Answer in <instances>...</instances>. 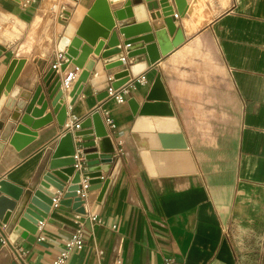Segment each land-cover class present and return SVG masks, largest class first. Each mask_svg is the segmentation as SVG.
Masks as SVG:
<instances>
[{
    "label": "crops",
    "instance_id": "1",
    "mask_svg": "<svg viewBox=\"0 0 264 264\" xmlns=\"http://www.w3.org/2000/svg\"><path fill=\"white\" fill-rule=\"evenodd\" d=\"M93 1L57 0L52 10L43 9L47 0H0V80L14 58L23 59L13 85L34 89L57 57V42L68 22L79 24ZM123 1L109 0L110 9ZM142 4L159 59L130 78L124 101L97 99L108 81L91 84L95 70L72 104L69 90L63 95L65 122L81 121L94 110L104 120L108 112L112 120L106 127L115 152L109 171L101 172L102 181H108L105 190L101 195L99 188L86 190L88 177L81 176L83 214L60 204L62 195L56 193L46 217L37 221L33 242L17 223L27 191L4 224L8 241H0V264L13 261L11 245L24 249L21 264H52L77 229L83 245L70 251L65 264H162L166 258L237 264L236 237L264 229V0H186L188 9L175 17L173 34L158 10L152 19L144 0ZM170 4L176 13L172 0ZM42 18L48 20L39 25ZM134 21L133 16L117 23ZM119 48L127 67L135 57L126 56L125 46ZM97 58L93 52L87 56ZM122 70H105L107 80ZM58 72L62 81L69 73L77 77L80 69L69 62ZM156 77L172 116L161 115V109L142 115L162 120L154 129L142 130L155 142L143 152L170 156L162 169L167 174L151 176L131 136L135 115L128 100L141 105ZM51 112L49 105L43 114ZM9 114L0 108V180L28 189L67 130L52 115L29 143L15 149L9 143ZM70 132L79 159L82 135ZM160 134H180L186 147L180 148L177 138L164 148ZM95 149L99 153L97 145ZM182 151L188 156L182 157ZM190 162L195 171L181 173ZM48 190L56 192L52 185Z\"/></svg>",
    "mask_w": 264,
    "mask_h": 264
},
{
    "label": "water",
    "instance_id": "2",
    "mask_svg": "<svg viewBox=\"0 0 264 264\" xmlns=\"http://www.w3.org/2000/svg\"><path fill=\"white\" fill-rule=\"evenodd\" d=\"M176 14L183 15L188 7L186 0H172ZM113 2V1H112ZM150 16L154 19L157 12L161 13L169 34L175 31V16L170 0H144ZM135 17L131 23L118 24L127 17ZM141 34V36H137ZM121 36V38L119 37ZM99 38L103 40H98ZM119 45L125 46L126 56L135 57L132 64L127 67L123 64V55ZM57 51L66 59L59 70H64L69 62H72L80 69L72 88L68 95L71 97L70 104L76 99L77 95L83 89L92 71L97 72L95 78L89 82L96 84L102 81H108L112 89H118L124 85L130 78L137 77L144 71L148 64H153L159 59L157 51V42L155 33L151 31L150 26L144 15V6L142 0H124L120 8L110 9L109 0H94L83 16L79 24L69 21L63 30L57 42ZM97 55V59H87L90 53ZM147 56V58L144 57ZM23 59L14 58L4 75L0 80V108L5 106L10 110L9 118L12 122V133L9 137V143L15 149H20L29 143L36 135L38 128L43 127L52 120L55 115L60 126L64 125L66 116L63 115V95L64 90L61 88V77L57 70L50 68L43 78V81L31 90H23L18 85H13L14 80L19 73ZM120 66L123 70L113 75V80H107L105 70L111 67ZM161 84L159 77L154 80L150 91L145 96L141 105L129 99L135 120L131 129V136L135 146L140 150L144 159L149 175L167 174L162 169L168 154L155 153L150 154L146 151L155 145L154 137L142 134L144 128L149 130L157 127V123L162 120L157 118H144L142 115L146 112L161 109L164 113L161 115L171 118L172 112L167 103V97L160 92ZM9 93V94H8ZM107 88H104L97 95V99L107 98ZM158 97V98H155ZM153 99L157 102H151ZM38 105V107H35ZM52 107V112L43 114L47 106ZM40 117V118H38ZM147 130V129H146ZM174 132L178 133L175 128ZM75 136L82 135L79 147L81 155L75 152L71 132L67 131L60 136L57 144L46 160L37 182L30 188H19L5 179L0 180V223L5 224L7 219L17 210L25 193L27 196L22 207L19 209L17 223L24 228L28 234V240L35 241L37 230V221H42L50 210L53 199L60 193L59 203L72 208L80 214H83V184L81 176L88 177L86 190L100 189V195L105 190L108 183L105 178L101 179V172L107 173L110 169L115 147L104 120L98 110H94L79 121L78 128L73 130ZM90 134V136H86ZM95 137L98 140L95 141ZM159 138L163 147L171 145L173 139L179 138V147L185 148V142L181 139L180 134L168 136L160 134ZM98 147L95 149V146ZM182 157L188 156L187 152H179ZM156 165V171L152 170V161ZM195 171L193 164L190 162L182 167L181 173H192ZM52 185L56 192L48 190ZM8 209V212H6ZM11 264H17L12 261Z\"/></svg>",
    "mask_w": 264,
    "mask_h": 264
},
{
    "label": "built area",
    "instance_id": "3",
    "mask_svg": "<svg viewBox=\"0 0 264 264\" xmlns=\"http://www.w3.org/2000/svg\"><path fill=\"white\" fill-rule=\"evenodd\" d=\"M54 8H55V6H51L52 10ZM174 16L177 17V14L174 13ZM64 61H66V59L63 57V55L58 53L57 57L55 58V60L51 64V68L58 71L60 69V65ZM75 76L76 75L69 73L68 76H66L61 81V88L64 91L70 90L72 88L73 81L76 79ZM129 83L130 82L128 81L124 85L120 86L118 89H112L108 83V85H107V92H108L107 97H112L115 100V102H117V103L123 102L125 99V95H127L129 92V88H130ZM104 114H105V120L103 119L104 123L109 125V126H112L113 123H112V120H111L108 112L105 111ZM64 124H65V128L67 131H73L74 129L78 128L79 119L74 117L73 120H69V121L65 122ZM0 241H2V242L8 241V238H7L6 233H5V225L2 223H0ZM82 245H83V241L81 238L80 230L77 229L76 233H74L69 239L64 241L63 247L60 249L58 254L55 256L52 264H65L70 251L73 248H81ZM11 247H12V253H13V261H15L17 264H21L23 261L24 253H25L24 249L21 246H17V245H11ZM162 264H185V263L178 262V261L174 260L173 258H166Z\"/></svg>",
    "mask_w": 264,
    "mask_h": 264
},
{
    "label": "rangeland",
    "instance_id": "4",
    "mask_svg": "<svg viewBox=\"0 0 264 264\" xmlns=\"http://www.w3.org/2000/svg\"><path fill=\"white\" fill-rule=\"evenodd\" d=\"M51 6H57V0H47L44 3L43 9H48ZM48 19H40L39 25L44 24ZM239 242L238 248V263L237 264H264V229L256 231L245 237L239 235L235 239Z\"/></svg>",
    "mask_w": 264,
    "mask_h": 264
}]
</instances>
